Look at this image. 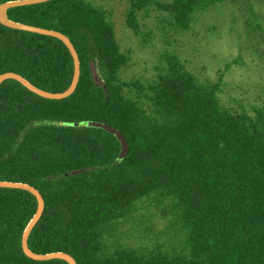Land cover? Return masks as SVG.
<instances>
[{
	"label": "trees",
	"instance_id": "1",
	"mask_svg": "<svg viewBox=\"0 0 264 264\" xmlns=\"http://www.w3.org/2000/svg\"><path fill=\"white\" fill-rule=\"evenodd\" d=\"M222 1L127 0L125 22L137 33L139 13L154 6L185 29L197 10ZM7 13L65 34L80 65L74 91L61 99L15 79L0 84V180L29 183L44 200L28 235L32 251H63L76 264H264V105L247 111L221 103L219 81L197 78L174 55L152 81H121L129 56L109 12L89 0H47ZM6 71L63 91L73 59L56 37L0 24V74ZM84 119L117 128L126 156L118 159L120 142L107 130L65 124ZM143 199L168 201L180 235L170 250L116 238L118 223ZM36 206L29 191L0 187V264H68L23 253Z\"/></svg>",
	"mask_w": 264,
	"mask_h": 264
},
{
	"label": "rangeland",
	"instance_id": "2",
	"mask_svg": "<svg viewBox=\"0 0 264 264\" xmlns=\"http://www.w3.org/2000/svg\"><path fill=\"white\" fill-rule=\"evenodd\" d=\"M89 1L109 12L120 49L129 56L121 81H152L174 55L197 78L219 81L221 103L247 111L264 105V1L224 0L197 10L185 29L152 6L139 13L137 33L125 22L127 0ZM137 207L132 218L118 223L119 242L164 250L179 244L168 201L143 199Z\"/></svg>",
	"mask_w": 264,
	"mask_h": 264
},
{
	"label": "water",
	"instance_id": "3",
	"mask_svg": "<svg viewBox=\"0 0 264 264\" xmlns=\"http://www.w3.org/2000/svg\"><path fill=\"white\" fill-rule=\"evenodd\" d=\"M44 1H47V0H6L0 3V24L7 26V27L14 28V29H20V30L34 32V33H38L42 35H48V36H52V37H56L60 39L64 43V45L67 47V49L69 50L72 56V59H73V74H72V78H71V81L68 87L63 91H56V92L47 91L39 87H36L35 85L27 81L25 78H23L21 75H19L18 73L12 72V71H6L0 74V84L6 79H15L19 81L22 85H24L27 89L36 93L39 96H42L44 98H49V99H61V98L67 97L74 91L77 85L79 73H80L78 54L74 46L72 45L70 39L62 32L54 30V29H49V28L40 27L36 25H30V24L12 20L8 16V13H7V10L11 7L29 5L33 3H40ZM93 77L96 82L99 81L96 70L93 71ZM65 124L72 125V126L85 125L88 127H96V128L105 129L108 132L115 135V137L120 142L121 149L118 154V159L124 158L126 154L128 153L129 147H128V143L124 135L117 128H115L114 126L108 123L94 120V119H84L80 121H68ZM81 170L83 169H80L78 171H81ZM73 172H76V171H73ZM0 187L24 189L32 193L36 198V201H37L36 210L32 218L30 219V221L27 223L26 227L24 228V231L21 236L20 244H21V249L23 253L27 257L32 258L34 260H49V259L56 258V259L65 260L68 264H76L75 259L66 252L54 251V252H49V253H37V252L32 251L29 248L28 235L31 229L33 228V226L35 225V223L37 222V220L39 219L42 213L43 207H44V200L42 198V195L38 191V189L29 183L12 181V180H0Z\"/></svg>",
	"mask_w": 264,
	"mask_h": 264
}]
</instances>
